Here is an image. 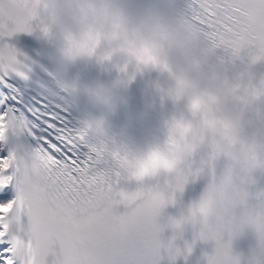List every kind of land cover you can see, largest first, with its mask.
<instances>
[{
	"label": "clouds",
	"instance_id": "1",
	"mask_svg": "<svg viewBox=\"0 0 264 264\" xmlns=\"http://www.w3.org/2000/svg\"><path fill=\"white\" fill-rule=\"evenodd\" d=\"M189 7L190 13L177 10L169 18L157 9L135 15L125 0H0L4 14L18 22L13 29L0 25V37L38 30L56 43L64 65L95 62L116 73L111 83L82 88L77 82L62 80L61 87L77 99L87 95L102 109L100 116H88L80 130L87 143L115 163L123 180L140 185L134 191L121 188V192L133 197L127 207H141L138 201L143 200L148 208L161 259L166 252L172 264L181 256L187 261L197 242H214V252L204 254L206 264H224L217 255L224 246L228 264H244L233 252V241L250 228L260 250L250 264H264L260 227L264 224V192L257 194L258 203L253 205L247 188L255 182L254 174L264 171V76L257 80L251 72H241L230 78L211 64L210 55L224 47L205 46L209 38L190 19ZM22 56L26 59V54L9 44L0 46V71L27 78L30 68ZM253 56L252 64L264 60ZM151 72L166 75L165 81L155 83V90L162 104L170 101L174 106L164 122L165 137L143 147L131 138L118 140L107 114L122 102L121 89ZM222 158L227 164L217 175L216 164ZM209 171L211 182L199 200L179 217L170 216L162 223V213L177 205L178 194ZM151 181L155 184L148 185ZM146 194L148 199H143ZM225 222L235 228L224 229ZM189 228L191 242L184 239ZM166 229L173 235L165 243L161 236ZM179 240H184L183 248Z\"/></svg>",
	"mask_w": 264,
	"mask_h": 264
},
{
	"label": "snow or ice",
	"instance_id": "2",
	"mask_svg": "<svg viewBox=\"0 0 264 264\" xmlns=\"http://www.w3.org/2000/svg\"><path fill=\"white\" fill-rule=\"evenodd\" d=\"M191 8L190 19L213 45L235 54L251 48L253 59L264 58V0H192ZM4 24L18 26L0 8ZM8 74L0 71V78ZM8 128L0 114V140ZM48 128L30 161L0 155V264H160L150 212L143 200L141 207L126 206L133 197L121 192L120 171L100 170L107 159L81 130L61 129L53 116ZM120 205L127 210L121 213ZM217 255L228 264L226 246Z\"/></svg>",
	"mask_w": 264,
	"mask_h": 264
},
{
	"label": "bare ground",
	"instance_id": "3",
	"mask_svg": "<svg viewBox=\"0 0 264 264\" xmlns=\"http://www.w3.org/2000/svg\"><path fill=\"white\" fill-rule=\"evenodd\" d=\"M9 95L10 92L7 90V85L0 78V114H6L9 122L7 137L4 140H0V155L15 154L24 161H30L32 159V147L25 138L21 122L16 120L10 100H8Z\"/></svg>",
	"mask_w": 264,
	"mask_h": 264
}]
</instances>
